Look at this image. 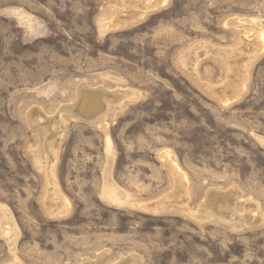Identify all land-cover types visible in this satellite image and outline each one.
<instances>
[{
  "label": "rangeland",
  "instance_id": "obj_1",
  "mask_svg": "<svg viewBox=\"0 0 264 264\" xmlns=\"http://www.w3.org/2000/svg\"><path fill=\"white\" fill-rule=\"evenodd\" d=\"M132 256L264 264V0H0V264Z\"/></svg>",
  "mask_w": 264,
  "mask_h": 264
},
{
  "label": "bare ground",
  "instance_id": "obj_2",
  "mask_svg": "<svg viewBox=\"0 0 264 264\" xmlns=\"http://www.w3.org/2000/svg\"><path fill=\"white\" fill-rule=\"evenodd\" d=\"M132 18V17H131ZM206 48V50L212 54H218V56H221L222 59H224L225 63L228 65V67L230 68V63L231 61H229V58L232 59L234 57V55H236V53L232 52V51H226V50H222V49H214L211 48L209 46L204 47ZM254 48V47H253ZM240 49V48H239ZM238 51V50H236ZM240 52V51H238ZM194 54V53H193ZM243 54V53H242ZM240 55V54H239ZM238 55V56H239ZM248 55V54H247ZM191 55H188L187 57L183 58L181 61V64L183 66H187V60H189V57ZM238 58V57H237ZM250 58V57H249ZM221 59V58H220ZM241 59V58H240ZM236 60V59H235ZM233 61V60H232ZM238 61V60H237ZM236 61V62H237ZM198 61L195 60L193 66H195V64ZM233 64V63H232ZM244 65V64H242ZM227 67V68H228ZM246 67V66H243ZM248 67V66H247ZM242 68V67H241ZM240 68V69H241ZM244 69V68H243ZM230 70V69H229ZM227 69V72L229 71ZM190 71L195 74V69H190ZM239 73V72H238ZM242 73V72H241ZM229 75V74H228ZM242 75V74H241ZM231 76V75H229ZM241 77V76H239ZM233 79H231L232 81ZM243 81V78L242 80ZM229 86L231 85V82H229ZM239 83L238 82V90H239ZM126 94V93H125ZM112 95L102 92L101 90H89V89H83V91L81 90V97L79 99V102L76 105V112L78 113V116L83 117L87 120H101L102 118L105 117L106 115V111H107V104H106V98L110 97ZM111 187V186H110ZM109 192V191H108ZM110 192L112 194V190L110 188ZM109 192V193H110ZM114 193V192H113ZM111 197V196H108ZM116 197V195H115ZM215 197V193H213L212 191L209 192L207 199L205 201V204L203 205V207L201 208L202 212L207 215L210 216L212 215L211 213H216L217 211V218L220 219L221 221H231L233 219V222H231V224H237L235 221L237 220L236 215L234 214L233 211H231V202H225L224 200L218 199L216 201L213 202ZM110 199V198H109ZM113 200V199H112ZM225 209V210H223ZM201 210H200V216H202L201 214ZM104 255V254H103ZM101 257V256H100ZM138 257L136 256H132V258L129 261V264H140L142 262H138ZM101 260L97 261L96 263H92V264H111L110 262H104L103 258H100ZM107 260V259H106ZM141 260V258H140ZM143 261V260H142ZM143 264V263H142Z\"/></svg>",
  "mask_w": 264,
  "mask_h": 264
},
{
  "label": "water",
  "instance_id": "obj_3",
  "mask_svg": "<svg viewBox=\"0 0 264 264\" xmlns=\"http://www.w3.org/2000/svg\"><path fill=\"white\" fill-rule=\"evenodd\" d=\"M78 119H81V120H87V119H82V118H78Z\"/></svg>",
  "mask_w": 264,
  "mask_h": 264
}]
</instances>
